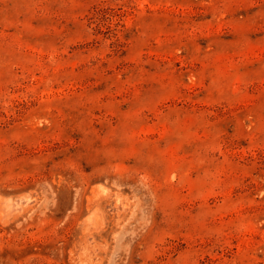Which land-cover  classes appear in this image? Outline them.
<instances>
[{"label": "rangeland", "instance_id": "rangeland-1", "mask_svg": "<svg viewBox=\"0 0 264 264\" xmlns=\"http://www.w3.org/2000/svg\"><path fill=\"white\" fill-rule=\"evenodd\" d=\"M0 264H264V0H0Z\"/></svg>", "mask_w": 264, "mask_h": 264}]
</instances>
